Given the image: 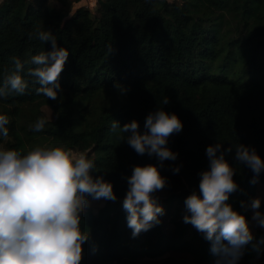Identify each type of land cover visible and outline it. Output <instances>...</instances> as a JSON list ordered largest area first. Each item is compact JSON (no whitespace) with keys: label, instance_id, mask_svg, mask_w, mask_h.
<instances>
[{"label":"trees","instance_id":"16d2710c","mask_svg":"<svg viewBox=\"0 0 264 264\" xmlns=\"http://www.w3.org/2000/svg\"><path fill=\"white\" fill-rule=\"evenodd\" d=\"M79 1L1 0L0 86L14 71L13 57L27 61L51 51V42L38 39L40 30L51 31L69 56L57 99L36 94L39 85L27 75L32 66L27 63L22 73L29 82L25 93L6 89L7 95L0 96V114L9 118L0 150L79 151L95 162L94 176L113 183L115 202L106 200L97 212L86 207L82 213L81 228L90 238L81 264H147L144 257L172 250L191 253L192 261L170 257L163 264H216L211 241L201 235L203 245L197 247L184 238L191 224L183 218L176 228L166 229L162 216L157 230L132 237L122 207L126 178L136 165L156 164L168 180L166 187L180 188L165 199H185L193 188L198 190L200 173L210 167L209 145L241 143L264 157V76L256 68L250 73L264 54V0H97L94 11L81 5L70 14ZM224 32L235 34L226 39ZM225 45L250 51L236 78L210 72L203 64L202 56L214 58ZM160 107L183 122V130L168 141L177 159L163 165L155 156L138 155L127 134L111 128L114 120L123 127L135 119L143 132L147 115ZM39 117L47 123L36 131ZM226 159L236 167L238 183L227 202L246 216L250 227V205L258 182L264 183V171L252 183L254 173L235 160V149ZM176 166L178 173L173 171ZM164 208L166 214L170 206ZM182 210L185 215V206ZM259 211L264 214V200ZM155 237L158 243H153ZM252 259L264 261V226L243 247L236 264Z\"/></svg>","mask_w":264,"mask_h":264},{"label":"clouds","instance_id":"9594fccd","mask_svg":"<svg viewBox=\"0 0 264 264\" xmlns=\"http://www.w3.org/2000/svg\"><path fill=\"white\" fill-rule=\"evenodd\" d=\"M36 35L42 43L51 42V51H42L27 61L13 57L14 71L0 86V96L7 95L6 89L25 93L29 82L22 73L27 63L32 65L27 75L39 85L36 94L57 99L69 50L58 46L51 31L40 30ZM168 102L165 99L163 104ZM46 123L45 117L39 118L35 130L41 131ZM8 124V116L0 114V136L8 135ZM111 128L127 134V143L138 155L155 156L160 165L177 159L178 153L168 141L183 130V122L174 112L168 113L163 107L150 112L143 132L135 119L123 127L114 120ZM233 149L235 160L246 165L254 173L252 183L257 182L264 171V157L251 146L239 143L224 148L217 142L206 149L210 167L200 173L198 191L184 201L183 222L211 241L216 264H236L243 247L253 238L246 216L227 202L238 189L234 179L237 169L226 159ZM96 170L95 162L86 155L76 156L62 147H36L27 154L0 150V264H81L83 246L90 238V232L81 228L89 197L113 202L118 198L111 181L93 175ZM173 171L178 173L180 166ZM126 179L128 189L122 207L135 238L161 223L165 208L155 194L168 180L160 166L151 163L134 166ZM260 205L261 199L256 198L250 206L255 210L253 218L264 225Z\"/></svg>","mask_w":264,"mask_h":264},{"label":"rangeland","instance_id":"374dc122","mask_svg":"<svg viewBox=\"0 0 264 264\" xmlns=\"http://www.w3.org/2000/svg\"><path fill=\"white\" fill-rule=\"evenodd\" d=\"M1 2V0H0ZM97 0H80L79 2H74L73 6L71 8V11L74 12L79 6L85 5L91 8L93 11L95 10ZM71 13V12H70ZM235 32H224V38L229 39L232 35H234ZM242 39V37L239 38V41ZM249 50H246L244 46H230L225 45L216 57L210 58L207 56H202L203 58V64L206 66L207 70L213 73L218 74H224L230 78H236L239 75V70L242 68V66L245 64L246 57H249L250 53ZM247 64V63H246ZM256 70V74L260 76H264V54L258 58L257 63L255 66L251 67V74L254 73V69ZM250 73H247L249 75ZM44 108V107H43ZM45 109V108H44ZM40 118V117H39ZM38 118H36V121ZM36 147L32 148L34 150ZM73 155H80L82 154L79 151L72 150L71 151ZM180 188L178 185H171L168 187H165L163 190L157 192L155 195L159 198V203L163 206H170V210L167 211L166 214L163 215V225L166 229H172L176 228L177 221H182V218L184 216V211L182 210V207L184 206L185 199H182L180 196H176L172 200L168 201L165 199L170 194L179 191ZM193 191H198L193 188ZM260 198L261 202L264 200V183L262 181L258 182V190L253 198ZM90 204L86 207L92 208L95 212L98 211V208L101 207L106 200H91L89 197ZM252 200V201H253ZM254 211H251V219H250V230L254 236V234L261 228H263L264 225H261L258 220L254 219ZM159 227L154 226L152 229L157 230ZM180 230V228H179ZM178 230V231H179ZM180 235V232L177 233L176 237L178 238ZM201 235L199 232L196 231L192 225L189 226L188 231L185 233L184 238L186 239H192L194 241V245L199 247L203 245V242L201 240ZM153 243H158V239L155 237L153 240ZM211 245V244H210ZM170 257H182L184 259H187L189 261H192L193 256L189 252H180L176 253L173 250L168 251L165 254L158 256V257H144L142 259V262L147 264H163V260ZM264 264V261L258 260V259H252L251 261H247L245 264Z\"/></svg>","mask_w":264,"mask_h":264}]
</instances>
